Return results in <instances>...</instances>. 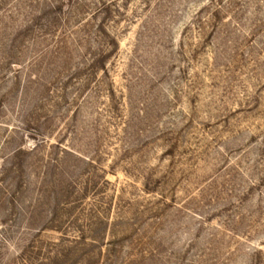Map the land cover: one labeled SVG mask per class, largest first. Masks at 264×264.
I'll use <instances>...</instances> for the list:
<instances>
[{
    "label": "rangeland",
    "instance_id": "1",
    "mask_svg": "<svg viewBox=\"0 0 264 264\" xmlns=\"http://www.w3.org/2000/svg\"><path fill=\"white\" fill-rule=\"evenodd\" d=\"M0 264H264V0H0Z\"/></svg>",
    "mask_w": 264,
    "mask_h": 264
}]
</instances>
